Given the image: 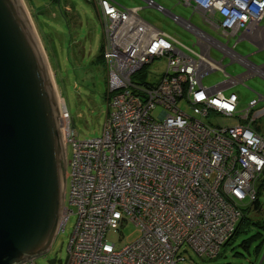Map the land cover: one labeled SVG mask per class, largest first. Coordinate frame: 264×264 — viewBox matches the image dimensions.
I'll list each match as a JSON object with an SVG mask.
<instances>
[{
    "label": "built area",
    "instance_id": "2783aa9c",
    "mask_svg": "<svg viewBox=\"0 0 264 264\" xmlns=\"http://www.w3.org/2000/svg\"><path fill=\"white\" fill-rule=\"evenodd\" d=\"M94 2L107 112L102 134L80 140L65 104L60 106L68 188L59 231L76 215L64 264H177L189 250L213 259L264 178V128L257 122L264 109H256L257 99L239 108L238 95L225 93L243 76L205 86L203 75L221 65L148 24L137 9ZM179 2L225 36L264 16V0ZM146 4L163 11L152 0ZM171 18L196 35L189 19ZM162 59L159 77L139 75ZM231 117L233 124L222 120ZM129 223L138 233L133 240L109 241L116 231L120 242Z\"/></svg>",
    "mask_w": 264,
    "mask_h": 264
},
{
    "label": "water",
    "instance_id": "95a60500",
    "mask_svg": "<svg viewBox=\"0 0 264 264\" xmlns=\"http://www.w3.org/2000/svg\"><path fill=\"white\" fill-rule=\"evenodd\" d=\"M59 106L21 0H0V264L44 254L66 188Z\"/></svg>",
    "mask_w": 264,
    "mask_h": 264
},
{
    "label": "rangeland",
    "instance_id": "374dc122",
    "mask_svg": "<svg viewBox=\"0 0 264 264\" xmlns=\"http://www.w3.org/2000/svg\"><path fill=\"white\" fill-rule=\"evenodd\" d=\"M177 1L172 0V12L188 19L191 13L190 7ZM21 2L42 45L57 95L70 114L71 130L80 140L99 137L102 134L107 112V73L104 62L98 59L103 35L94 5L90 0H21ZM119 2L125 7L144 3L142 0H119ZM138 14L156 29L172 36L184 46L199 51L195 35L163 12L146 7L139 10ZM190 19L195 25L196 22H200L196 14ZM213 33L217 35V32ZM210 56L215 60L222 57L215 48L211 49ZM228 63L229 60L223 58L222 64L226 65L225 71L230 76L240 75L243 72L237 63ZM164 69L165 61L162 59L147 65L139 75L153 79L161 75ZM224 79V74L216 70L204 75L202 81L205 86H212ZM230 92L238 95L239 108H244L249 100L257 97L258 94L264 96V79L259 76L249 77L243 83L225 90L226 94ZM63 104L58 102L59 110ZM261 107H264V100L257 103L256 109ZM157 113L158 109L154 111V114ZM259 120L264 122V117ZM67 155L68 158L71 156L70 146L67 147ZM66 182L68 183V180ZM259 199L262 211L258 213L252 210L249 213L255 221L264 220V186L261 188ZM75 221L76 215L71 214L65 229L57 233L47 252L34 258L33 264L65 263ZM122 233L123 238L119 242V233L110 232L109 241L122 245L138 235L135 227L130 223L123 228ZM257 233V237L251 241L248 249L240 245L244 238ZM258 246L260 250L256 254L255 250ZM188 255L186 261H179L177 264H259L264 255V227L252 226L249 233L240 234L233 243L222 246L220 253L213 259L201 258L192 250H189Z\"/></svg>",
    "mask_w": 264,
    "mask_h": 264
},
{
    "label": "crops",
    "instance_id": "0c3cea01",
    "mask_svg": "<svg viewBox=\"0 0 264 264\" xmlns=\"http://www.w3.org/2000/svg\"><path fill=\"white\" fill-rule=\"evenodd\" d=\"M90 1L92 2V4L94 5V7L96 9L94 0H90ZM112 1L116 4H118L119 6L123 7V8L137 9V13L139 12V10L144 9L146 7L153 8V9L156 8V7L147 6L146 0H142L144 3L141 5L137 4V5H131L129 7H125L122 4H120L119 0H112ZM157 1L159 3L155 2V1H153V2L156 5H160L163 8V11H161V10H159V11L163 12L164 14H166L169 17H171V15H177V16L183 18L182 16L172 12V10H173L172 0H157ZM177 2H179V0ZM194 14H196L198 16V19L200 21L199 23L196 22V25L193 22H191V23H193V25L196 26V35L192 32L196 37V44H198V46H199V51H196V52L197 53L201 52V51L204 52L206 54V56L208 57V61H211L213 63H217V64L221 65L222 70L215 69L214 71H216V70L221 71L224 74L225 78L227 75H229L225 71L226 65L222 64L223 58H224V59L229 60L228 64L237 63L238 65L241 66L243 72L240 75H236V76H243V78H244L243 81L249 77H252V76H259V77L264 79V16L259 21L258 24L250 25V27L247 29H241L234 35L225 36L224 34L221 33L220 30L214 28L213 26H211L210 24L205 22L197 12L193 13L192 9H191L190 17L188 18L190 21H191V19H190L191 16ZM217 17H219L218 14H217ZM188 19H186V20H188ZM213 32H217V35L223 37L224 39L215 35ZM212 48H215L216 50H218L221 53V56H222L221 59L215 60V59L211 58L210 51ZM159 76H157V77H159ZM202 79H203V77H202ZM243 81L241 80L238 83H243ZM252 99H257L259 102V101L264 100V96L262 94H258L257 97L252 98ZM256 106H257V104H256ZM260 109H264V107H261ZM263 117H261L259 119H262ZM259 119L257 121L258 123H260L259 128L263 129L264 128V122L260 121ZM222 120L224 121V123H228V124H233L236 122L232 117L231 118H223ZM258 252L259 251H256V254H258ZM259 264H264V255H263Z\"/></svg>",
    "mask_w": 264,
    "mask_h": 264
},
{
    "label": "trees",
    "instance_id": "16d2710c",
    "mask_svg": "<svg viewBox=\"0 0 264 264\" xmlns=\"http://www.w3.org/2000/svg\"><path fill=\"white\" fill-rule=\"evenodd\" d=\"M101 49L100 48V55L98 57V59L100 61H103L102 58V53H101ZM259 184L257 185V197L256 199L251 202L250 204L242 207V216L240 217V219L238 220L235 230L233 232V234L230 236V238L223 244V246L228 245L233 243V241L240 235V234H247L249 233V230L251 229L252 226H257L259 228H263L264 227V220L260 219V220H253L252 217L249 216V213L254 210L255 212H261L262 211V206H261V202L259 199V195L261 192V188L264 186V178H262L259 182ZM257 234H252L246 238H244L240 245H242L244 248H249L251 241L253 239H255L257 237ZM260 246L257 247V249L255 251H259Z\"/></svg>",
    "mask_w": 264,
    "mask_h": 264
},
{
    "label": "bare ground",
    "instance_id": "6f19581e",
    "mask_svg": "<svg viewBox=\"0 0 264 264\" xmlns=\"http://www.w3.org/2000/svg\"><path fill=\"white\" fill-rule=\"evenodd\" d=\"M28 14V13H27ZM29 16V15H28ZM30 20V19H29ZM31 22V21H30ZM32 25V24H31ZM33 30H34V28H33ZM34 33H35V31H34ZM35 36H36V34H35ZM36 39H37V41H38V43H39V46L41 47L42 45H41V43H40V40H39V38L36 36ZM41 49H42V47H41ZM44 53V52H43ZM53 81V80H52ZM53 85H55V84H53ZM54 92H55V96H56V101H57V104H58V102H59V104H63L62 102V99L60 98V96L59 95H57V92H56V89H55V87H54Z\"/></svg>",
    "mask_w": 264,
    "mask_h": 264
}]
</instances>
